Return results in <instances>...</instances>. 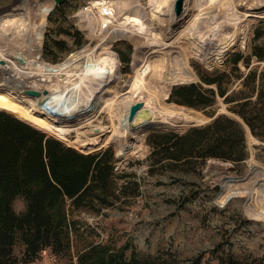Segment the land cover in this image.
Listing matches in <instances>:
<instances>
[{
    "label": "rangeland",
    "instance_id": "1",
    "mask_svg": "<svg viewBox=\"0 0 264 264\" xmlns=\"http://www.w3.org/2000/svg\"><path fill=\"white\" fill-rule=\"evenodd\" d=\"M91 1L64 0L47 19L44 15L49 0H0V24L21 17L28 25H34L38 20V7L44 3L40 12L43 20L40 41H29L25 35L24 43H21V37H11L0 44V54L12 60L13 53L22 51L30 60L35 58L56 64L85 49V71L72 72L68 82H63L57 92L52 91L51 102L46 107L58 123L50 127L40 123L43 126L36 127L82 152L110 147L115 157L116 152L122 153V144H131L134 149L115 157L116 165L135 174L140 193L127 204L96 212L73 209L66 202L63 205L68 224L64 237L65 254L54 256L44 250L29 264H77L79 256L88 252L94 256L108 252H121L127 257L131 253L155 255L175 262L200 254V264H217L215 257L226 253L238 259L264 260V141L252 136L234 116L244 129L247 155L243 161L238 164L206 161L198 176L148 175L144 172L146 164L143 162L148 152L145 144L148 133H130L128 127L122 134L118 123L122 105L118 112L109 106L111 99L117 98V103L122 98L135 76L141 74V78L148 79L158 73L161 80L144 91L150 98L142 101L153 109L148 112L155 117L159 108L170 107L174 112L169 119L183 117L185 110L178 111V106L162 95L169 93V77L175 74L185 79H197L192 64L210 70L221 67L226 54L231 51L246 53L252 29L257 20L264 19V0H182V11L178 16L172 12L174 0H115L122 5L115 24L133 28L129 37H116L111 31L88 34L83 12ZM74 29L81 36L82 43L78 46L74 44L76 37L70 35ZM53 40H59L61 44H52ZM117 49L128 55L127 64L119 61ZM208 53H217L211 67L204 63ZM255 64L251 60L250 66ZM237 66L242 73L246 72L240 62ZM5 73L12 75L11 71L0 69V82L11 88L16 98L23 102L34 99L4 81ZM237 85L238 81H235L228 90L237 89ZM2 92L0 109L7 108L22 116L21 111L3 103L4 100L7 104L13 103L14 96ZM213 108L214 114L227 113L220 98L215 100ZM185 114L191 118L189 113ZM155 120L157 118L152 123ZM91 125L103 127L104 132H94ZM131 135L137 142L128 141ZM127 162H131L128 167ZM228 177L236 180L226 181ZM221 184L225 187L219 194ZM190 193H196V196L185 201ZM11 207L16 213L22 212L23 198L15 196ZM212 249H215L213 253ZM20 250L21 246L16 245L14 254Z\"/></svg>",
    "mask_w": 264,
    "mask_h": 264
},
{
    "label": "trees",
    "instance_id": "2",
    "mask_svg": "<svg viewBox=\"0 0 264 264\" xmlns=\"http://www.w3.org/2000/svg\"><path fill=\"white\" fill-rule=\"evenodd\" d=\"M63 3L64 0L55 5L47 19ZM263 25L264 19L257 20L246 53L231 51L221 67L210 70L194 63L191 67L197 80L170 87L168 102L199 110L209 120L183 132H149L145 137L148 152L143 158L146 174L198 176L208 159L232 164L243 161L247 155L244 129L234 116L252 136L264 141ZM70 35L76 37V46L82 43L79 31L74 29ZM259 39L262 41L257 42ZM51 43L56 45L61 41ZM116 52L119 61L127 64L128 55L119 49ZM251 60L257 64L250 66ZM239 62L245 73L237 66ZM177 79L185 77L174 74L169 77V83ZM235 81H238L237 89L229 91L228 86ZM217 98L225 104L227 113L214 114ZM36 125L43 126L23 114L0 109V264H29L44 250L54 256L64 255L68 226L63 212L66 202L73 209L96 212L127 204L140 193L135 174L117 167L118 160L110 147L81 152L47 135ZM130 165L127 162L126 166ZM17 195L25 202L20 213L11 207ZM195 196L196 193H190L185 201ZM16 245L21 246L17 255ZM201 258L198 254L175 262L155 255L131 253L127 257L121 252H108L94 256L88 252L79 256L77 264H200ZM215 258L217 264H264L263 259H238L230 253Z\"/></svg>",
    "mask_w": 264,
    "mask_h": 264
},
{
    "label": "bare ground",
    "instance_id": "3",
    "mask_svg": "<svg viewBox=\"0 0 264 264\" xmlns=\"http://www.w3.org/2000/svg\"><path fill=\"white\" fill-rule=\"evenodd\" d=\"M43 4L39 5L38 7V13H37L38 20L36 23H34V25H28L25 22V19L21 17L14 18L12 20H6L2 24H0V44L3 41L5 42L8 41L11 37H17V36L21 37L20 38L21 43H24V41L22 40L24 39L25 35H28L27 40L29 41L34 40L35 43L39 42L40 37H41V30L43 27L42 25L43 20L40 17V12L43 8ZM120 6L122 5L118 1H115V0H92L90 2V6H88L84 10L85 12H83L84 23H85L84 25L87 28L88 34L90 35H92V33L96 34V32L98 31L99 33L102 34V33H106L107 31H111V34L116 37H129L130 32H134L133 28L115 24V21H117L115 20V18L117 16L118 9L121 8ZM148 27H150L149 24H148ZM147 30L150 31V28H147ZM84 52H85V49L82 48L81 50L73 54H70L69 57L65 58L64 60L56 64L46 63V62H43V60L35 59V58L30 60L27 58L26 54L22 51L13 53L14 54L12 56V58L14 59V60L12 59L13 61L2 57V54H0V59L3 61V64H0V69L1 70L6 69L12 72V75L5 73L3 80L10 82L13 88H16V89L18 88L21 93H23L22 89L24 87L37 89L39 91L42 89H46L48 91V93L45 96L41 95L39 97V98L44 97V99L47 100V102L44 104H40V103L38 104L37 99L39 98H36L34 96H29L34 99L29 98L26 102H23L22 100L16 98V96L12 94L13 92L10 91L11 88L6 86L3 82H0V94L3 93L2 91H7L8 94L14 96L13 103H9L10 105L7 104L8 102L5 100L3 101V103H5L6 105L10 106L13 109L21 111V113L28 119L38 121L39 123H42L43 125L47 127H50L53 124L56 125L58 123V120L57 119L55 120L56 117L52 115L50 111L46 110V107L51 102V98H52L51 96L53 94L52 91L57 92V90L62 87L63 82L70 80V74H72V72L78 69H80V71L82 72L85 71L86 66L83 61L84 59H86V55L84 54ZM18 58H21L23 62L20 63ZM151 77L149 76L148 79H144V78H141V74L139 76H135L128 90L124 92V94H122L123 102L120 103L122 98L117 100V103H116L117 98L110 100L109 106L113 107L114 110L116 111L119 108V106L122 105L123 111L121 112L119 116V122H118L119 128L121 129L122 134H124L127 128L129 127V123L126 120V114H127V109L129 105L139 100L147 101L145 100V98L149 99L150 96L149 94H147V97H146L144 91H147L148 89H150L151 85H155L156 82L162 76H159L158 73H156L155 75ZM177 80L184 81L188 79H177ZM177 80H173L171 82H174ZM162 95L166 97V93L163 92ZM114 102H115V105H114ZM109 106L107 104V107ZM143 106L147 108V110H153L150 107L146 106L144 102H143ZM169 108L170 107L159 108L158 109L159 112L158 114L156 113L155 117H153V115L150 112H148L150 116V121L152 122L153 119L157 118V120L153 122L154 124L168 122L169 117L174 112V111L172 112V110H170ZM177 108L179 109L178 111H181L182 109H184V107L183 108L177 107ZM184 110H182V112ZM185 113H189V112L188 111L186 112L185 110V112L182 113V116L187 118V115ZM89 119L90 117L88 116L87 120ZM90 127L92 130L95 128H98L99 130H101L100 131L101 133L104 132V129L101 126L94 127L93 125H91Z\"/></svg>",
    "mask_w": 264,
    "mask_h": 264
},
{
    "label": "water",
    "instance_id": "4",
    "mask_svg": "<svg viewBox=\"0 0 264 264\" xmlns=\"http://www.w3.org/2000/svg\"><path fill=\"white\" fill-rule=\"evenodd\" d=\"M63 0H49L48 4H49V8L46 11L44 17L46 15H48V13L53 9V7L59 3H61ZM182 11V0H174L172 3V12L175 16H178ZM258 12V11H255ZM257 13H254V15H256ZM218 49V47H217ZM223 53V51H222ZM216 54H210L208 53V57L207 59L204 61V63L211 67L213 65V62L216 61ZM18 60L20 61V63L23 62V60L21 58H18ZM0 64H3V61L0 59ZM192 75V74H191ZM197 79L195 77H190L188 80H184V81H174L169 83V87H171L172 85H176V84H185V83H190V82H195ZM22 92L28 96H34L36 98H39L41 95L45 96L48 91L46 89H42V90H37V89H32V88H28V87H24L22 89ZM168 94L166 95L165 99H167ZM47 100L44 99V97H41L39 99H37V103L39 104H44L46 103ZM175 105V104H174ZM177 106H181V105H177ZM184 109L186 110V112H189V117L191 118H185V117H180L178 119L175 120H171L169 119L168 122L166 123H159V124H154L150 121V116L148 114V110L143 106V102L142 101H135L134 103L130 104L128 109H127V114H126V120L129 123V132L130 133H149V132H153V131H163V130H168V131H174V132H183L185 131L187 128L192 127V126H197L200 124H203L204 122H206L208 119H205V117L203 116V114L201 113V111L193 109V108H188L185 106ZM247 129V128H246ZM94 132L99 133L101 130H99L98 128L93 129ZM128 141L133 143V142H137V139H135V137L133 135L129 136ZM123 150L122 153H115V157L122 155L126 152H129L134 146H132L131 144H122L121 145ZM134 149V148H133ZM82 152V151H81ZM90 152V151H88ZM224 163L220 160L217 159H208L207 163ZM227 164H229L228 162H226ZM209 168V167H208ZM212 171V169H207ZM207 172V171H206ZM236 180L234 177H228L226 179V181H234ZM225 184H221L220 185V190H219V194L222 192V189L224 188Z\"/></svg>",
    "mask_w": 264,
    "mask_h": 264
},
{
    "label": "crops",
    "instance_id": "5",
    "mask_svg": "<svg viewBox=\"0 0 264 264\" xmlns=\"http://www.w3.org/2000/svg\"><path fill=\"white\" fill-rule=\"evenodd\" d=\"M80 83V82H79Z\"/></svg>",
    "mask_w": 264,
    "mask_h": 264
}]
</instances>
